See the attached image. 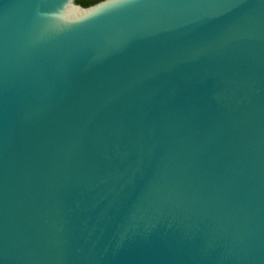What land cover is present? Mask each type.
I'll return each mask as SVG.
<instances>
[{
  "label": "water",
  "instance_id": "water-1",
  "mask_svg": "<svg viewBox=\"0 0 264 264\" xmlns=\"http://www.w3.org/2000/svg\"><path fill=\"white\" fill-rule=\"evenodd\" d=\"M0 264H264V0H0Z\"/></svg>",
  "mask_w": 264,
  "mask_h": 264
},
{
  "label": "trees",
  "instance_id": "trees-1",
  "mask_svg": "<svg viewBox=\"0 0 264 264\" xmlns=\"http://www.w3.org/2000/svg\"><path fill=\"white\" fill-rule=\"evenodd\" d=\"M78 3L84 5V6H87V5H90V4H93L99 0H76Z\"/></svg>",
  "mask_w": 264,
  "mask_h": 264
}]
</instances>
